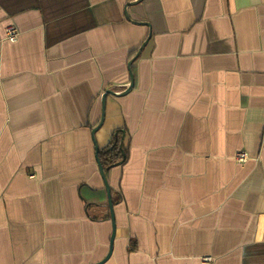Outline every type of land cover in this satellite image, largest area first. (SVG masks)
<instances>
[{
  "label": "crops",
  "instance_id": "obj_1",
  "mask_svg": "<svg viewBox=\"0 0 264 264\" xmlns=\"http://www.w3.org/2000/svg\"><path fill=\"white\" fill-rule=\"evenodd\" d=\"M110 252L264 264V0H0V264Z\"/></svg>",
  "mask_w": 264,
  "mask_h": 264
},
{
  "label": "trees",
  "instance_id": "obj_2",
  "mask_svg": "<svg viewBox=\"0 0 264 264\" xmlns=\"http://www.w3.org/2000/svg\"><path fill=\"white\" fill-rule=\"evenodd\" d=\"M124 151L121 146V137H115L114 142L110 148L102 154V168L108 169L114 165L121 164L124 161Z\"/></svg>",
  "mask_w": 264,
  "mask_h": 264
},
{
  "label": "water",
  "instance_id": "obj_3",
  "mask_svg": "<svg viewBox=\"0 0 264 264\" xmlns=\"http://www.w3.org/2000/svg\"><path fill=\"white\" fill-rule=\"evenodd\" d=\"M140 2V0H139ZM143 47V46H142ZM138 56V55H137ZM136 56V57H137ZM133 79L131 78V84H130V87L124 92L123 95H126L130 92V90L133 88ZM110 93V92H108ZM112 94V93H110ZM105 101H106V95L102 97V113H101V119H100V122L98 124V126L93 130V134L102 126L103 124V121H104V115H105ZM95 150H96V161H97V164H98V168H99V171H100V175L102 177V179L104 180V183H105V189H106V192H107V197H108V206L111 210V217H112V221H113V215H112V201H111V196H110V189L108 187V184L106 182V178H105V174H104V170L102 168V165L100 163V160L98 159V147L95 145ZM113 236L114 234L112 235V239H113ZM111 255V252L108 254L107 258H105V260H103L102 262L98 263V264H103Z\"/></svg>",
  "mask_w": 264,
  "mask_h": 264
},
{
  "label": "built area",
  "instance_id": "obj_4",
  "mask_svg": "<svg viewBox=\"0 0 264 264\" xmlns=\"http://www.w3.org/2000/svg\"><path fill=\"white\" fill-rule=\"evenodd\" d=\"M16 36V31L13 28H8V30H6V37L9 42H16ZM235 160L238 163H245L248 160V156L245 153H238L235 157Z\"/></svg>",
  "mask_w": 264,
  "mask_h": 264
}]
</instances>
